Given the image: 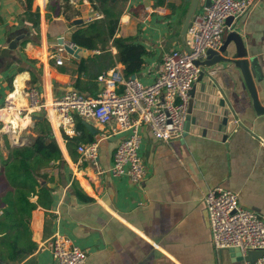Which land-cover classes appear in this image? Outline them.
<instances>
[{
	"label": "crops",
	"instance_id": "1",
	"mask_svg": "<svg viewBox=\"0 0 264 264\" xmlns=\"http://www.w3.org/2000/svg\"><path fill=\"white\" fill-rule=\"evenodd\" d=\"M157 1L128 0L117 29V35L137 37L149 51L136 74L145 84L154 82L166 53L184 48L182 29L191 7L187 0ZM58 2L52 11L49 0H0V107L11 98L25 104L24 90L30 85L52 97L80 90L75 87L78 62L98 51L82 47L80 57L64 52L62 65L52 53L60 44L72 42L74 19L85 22L104 18V14L89 0ZM203 10L204 5L199 4L196 13ZM50 17L69 24L64 31L53 28L51 33ZM231 31L241 35L246 58L253 61L255 84L264 105V0L253 1L225 32L224 41ZM229 50L235 52L234 41ZM116 65L123 71L121 62ZM205 68L221 87L232 106V117L241 126L225 140L183 131L179 138L166 142L143 125L140 155L147 175L140 183L109 171L117 146L128 135L114 132V121L103 126L84 119L98 130L92 133L86 127L99 141L98 165L81 159L79 144L71 156L64 133L50 122L64 154L60 164L56 161L45 169L53 178L49 183L53 202L48 211L38 207L32 212L27 238L20 240L31 251L23 260L8 264H58L50 251L57 233L86 251L84 264H245L235 261L229 250L215 249L203 197L210 188L223 186L236 192L243 206L264 217V114L255 111L239 69L228 68L225 62ZM96 82V93L80 91L96 95L101 85ZM9 117L10 127L0 131V147L5 137L15 147L30 144L38 136L35 123L39 120L24 128L20 112Z\"/></svg>",
	"mask_w": 264,
	"mask_h": 264
},
{
	"label": "built area",
	"instance_id": "2",
	"mask_svg": "<svg viewBox=\"0 0 264 264\" xmlns=\"http://www.w3.org/2000/svg\"><path fill=\"white\" fill-rule=\"evenodd\" d=\"M253 1L211 0V4L204 6L203 12L196 13L190 22L186 34L189 51L180 48L166 53L153 83L145 84L137 76L127 78L121 66L116 65L97 77L104 88L96 95L71 89L62 96L52 97L30 85L24 90L25 104L20 105L11 98L0 107V131L10 127L11 123L8 125L6 120L11 121L9 116L15 112H20L24 128L33 124L34 117L42 116L70 137L79 134L76 116L95 120L103 126L114 121L112 130L128 132V135L117 146L109 171L115 177L127 176L134 183L142 182L147 168L140 155L141 128L147 124L157 139L166 142L183 134L189 92L203 68L197 62L205 59L208 50L222 47L225 32L251 8ZM97 17L102 15L97 14ZM230 17L233 21L228 24ZM65 44L72 48L77 46L74 42L60 44L58 54L52 53L58 65L64 63L61 54L68 52ZM77 150L82 160L98 165V140L81 142ZM203 200L215 249L235 247L244 256L250 251L261 250L255 262L246 261L245 264H264V217L243 206L239 195L223 186L210 188ZM50 251L58 264H84L87 259L83 248L59 233L51 240Z\"/></svg>",
	"mask_w": 264,
	"mask_h": 264
},
{
	"label": "trees",
	"instance_id": "3",
	"mask_svg": "<svg viewBox=\"0 0 264 264\" xmlns=\"http://www.w3.org/2000/svg\"><path fill=\"white\" fill-rule=\"evenodd\" d=\"M89 1L104 14V18H94L77 25L71 22L74 28L70 39L80 47L98 51L82 57L78 62L75 82L76 88L96 93V80L101 73L119 61L124 65L125 77H132L141 71L149 51L137 37L117 35L120 16L128 0ZM164 1L158 0L157 3L163 4ZM112 47L116 48V53ZM75 120L80 135L70 137L64 134L71 156L81 141H94L84 119L76 116ZM35 131L38 136L33 142L13 147L4 160L6 177L0 180V264L21 261L31 251L23 247L20 240L24 239V234L27 238L32 212L38 207L48 211L53 202L52 187L49 186L53 178L45 169L53 162L59 161L60 164L64 154L47 118L36 121Z\"/></svg>",
	"mask_w": 264,
	"mask_h": 264
},
{
	"label": "water",
	"instance_id": "4",
	"mask_svg": "<svg viewBox=\"0 0 264 264\" xmlns=\"http://www.w3.org/2000/svg\"><path fill=\"white\" fill-rule=\"evenodd\" d=\"M187 1L191 2V7L182 29V39L184 42V48L189 51V46L186 44V34L192 18L196 14V8L199 4L209 6L211 0ZM232 21L233 18L230 17L228 18L227 23L231 24ZM82 22H84L82 18H76L73 20V23L76 25ZM231 41H234L235 43V52H230L229 50V44ZM11 44L13 47H16L17 45L16 41H12ZM65 48L69 53L76 57H80V52L83 50V48L78 45L72 48L68 44H65ZM221 53H227L229 56H223ZM246 57L247 53L241 35L238 32L231 31L219 50H208L205 59L197 62L199 65H202L203 68L197 81L189 92L184 131L225 140L237 128V126L240 125V123L236 121V116L234 115V118L232 117V106L221 87L211 73L205 68L220 62H225L228 65V68H236L241 71L251 94L255 111L257 114H264V105L259 99L255 84L256 75L254 73V64L252 60H249ZM250 64L252 65V69L250 68ZM133 77H136V74L133 75ZM36 117H34V120L43 119L42 116ZM84 124L92 133L98 132L90 122L84 121ZM224 249L231 252L235 261H250L253 263L262 254L261 250H255L250 251L244 256L239 248L230 247ZM3 264H8V262L4 261Z\"/></svg>",
	"mask_w": 264,
	"mask_h": 264
},
{
	"label": "rangeland",
	"instance_id": "5",
	"mask_svg": "<svg viewBox=\"0 0 264 264\" xmlns=\"http://www.w3.org/2000/svg\"><path fill=\"white\" fill-rule=\"evenodd\" d=\"M59 2L58 0H49L48 3V8H50L52 11H55L56 7L58 6ZM48 21V28L50 29V32L53 33V28H57V31H64V29H66V24H69L66 20H61V21H57V19H54L52 17H50ZM53 35V34H52ZM100 88L103 89L104 85H100ZM42 115H45V113H43ZM2 144H1V151H0V180L5 179L6 177V172H5V166H4V160L8 158L11 149L13 148L12 145L10 144V142L8 141V139L5 137L2 139ZM26 240V236L24 234V239L23 241Z\"/></svg>",
	"mask_w": 264,
	"mask_h": 264
},
{
	"label": "bare ground",
	"instance_id": "6",
	"mask_svg": "<svg viewBox=\"0 0 264 264\" xmlns=\"http://www.w3.org/2000/svg\"><path fill=\"white\" fill-rule=\"evenodd\" d=\"M21 78H22V77H21ZM21 80H22V79H21ZM21 80H20V81H21ZM20 83H21V82H20ZM20 83H19V84H20ZM14 137H15V136H14ZM16 138H17V137H16ZM15 142H16V140H15Z\"/></svg>",
	"mask_w": 264,
	"mask_h": 264
}]
</instances>
